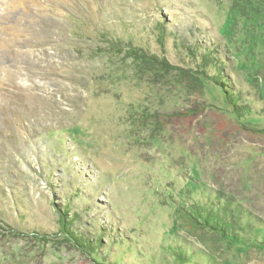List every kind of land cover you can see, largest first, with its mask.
Listing matches in <instances>:
<instances>
[{"label":"rangeland","instance_id":"rangeland-1","mask_svg":"<svg viewBox=\"0 0 264 264\" xmlns=\"http://www.w3.org/2000/svg\"><path fill=\"white\" fill-rule=\"evenodd\" d=\"M0 264H264V0H0Z\"/></svg>","mask_w":264,"mask_h":264},{"label":"trees","instance_id":"trees-1","mask_svg":"<svg viewBox=\"0 0 264 264\" xmlns=\"http://www.w3.org/2000/svg\"><path fill=\"white\" fill-rule=\"evenodd\" d=\"M147 57V56H146ZM150 64V66H153L154 68H157V70H172V69H177L179 72V75L181 78L187 82V84L193 88H196L199 90V88L203 89L206 84L204 79V76L206 72L204 70L199 71L200 73L194 74L192 70H187L185 68L181 67H175L171 65L170 63L166 61H159L155 57H148L146 58ZM209 79H212L213 82H217L218 80L214 77H209ZM220 84V81L218 82ZM223 83L220 85L222 86ZM224 86V85H223ZM225 93V98L226 100L230 103V106L232 108V111H235L236 113L239 114V111L237 109V106L235 104V100L231 99V94L229 90H223ZM237 110V111H236ZM196 211V216L189 218L191 225L193 226H202L207 227L208 229H211L213 231L218 232L222 237L232 240L233 242H237L238 235L234 232H231L230 229L232 228V225L228 222H226L224 219H221L218 215L213 213L212 211H209L208 209H203L202 207L199 208L198 210L195 209ZM69 223H66L64 225L65 227ZM68 233L70 234L71 237L75 238L77 241L76 243L80 244L83 241V236L77 233H74L70 231L69 228L66 229ZM82 244H84V247H86L88 244L83 241ZM82 247V245L80 244Z\"/></svg>","mask_w":264,"mask_h":264}]
</instances>
